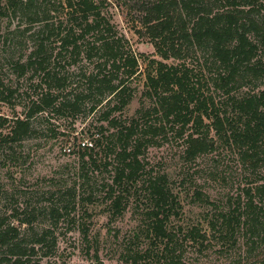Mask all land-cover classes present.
<instances>
[{"label": "trees", "instance_id": "1", "mask_svg": "<svg viewBox=\"0 0 264 264\" xmlns=\"http://www.w3.org/2000/svg\"><path fill=\"white\" fill-rule=\"evenodd\" d=\"M103 1L60 0L61 16L47 10L44 19H37L38 9L31 6L34 0H0V17L20 14L18 19L28 18L24 25L18 20L11 31L28 32L33 40L26 59L14 66L20 76L27 71L32 72V80L39 76L41 88L23 117L12 119L8 127L4 126L7 118H0V128H7L0 131V151L8 161L15 159L14 148L32 132L30 118L44 108L67 110L72 115L84 110L98 113L99 123L73 141L81 149L82 160L77 188L86 185L90 189L91 178H100L106 170L108 177L99 181V190L112 214L123 213L128 189L134 188L137 198L149 202L139 226L149 246L140 242L126 251L131 264H151L149 259L154 256L178 257V264L180 255H173L179 250L177 230H185L184 238L199 249L208 241L210 229H217L223 238L240 224L251 236L262 232L264 0H123L126 15L137 14L142 33L155 52L175 61L153 60L144 76L140 105L127 117L121 113L133 96L127 83L138 74V59L103 10ZM37 20L38 27H31ZM71 67L79 69L75 85L69 79ZM14 94L15 89L0 79V99L8 101ZM146 100L150 103L145 104ZM116 111L121 112L119 116L114 115ZM169 134L181 140L179 157L184 162H196L226 145L247 171L259 170V179L245 183L243 198L238 195L235 207L218 213V219L204 217L205 225L197 222L175 230L169 223L172 216L181 217V192L172 191L167 174L144 171L142 155L143 148L159 145ZM75 188L67 202L50 207L53 227L33 232L29 238L12 222H30L19 217L16 207L0 216V264H30L43 248L44 255L56 252L54 227L74 208ZM93 194L90 191L80 199L91 201ZM186 194L196 206L210 204L200 189Z\"/></svg>", "mask_w": 264, "mask_h": 264}, {"label": "rangeland", "instance_id": "2", "mask_svg": "<svg viewBox=\"0 0 264 264\" xmlns=\"http://www.w3.org/2000/svg\"><path fill=\"white\" fill-rule=\"evenodd\" d=\"M59 1L34 0L31 6L33 10L38 9L37 19H44L47 10L53 16H61L63 7ZM126 9L123 0L103 1V10L138 59V74L127 83L133 93L131 102L122 113L114 112L117 116L121 113L122 117L131 116L140 105L144 76L152 68L153 60H163L169 64L175 62L172 59L164 60L155 52L152 43L142 33L137 14L130 12L126 15ZM19 15L0 17V79L4 85L15 89L10 100L0 99V118H7L5 127L11 125L15 117H23L27 113L30 100L35 99L41 89L37 85L39 76L32 80L31 71L20 76L15 70L14 65L18 60H25L33 46L28 32L11 33L18 20L24 25L28 19L24 16L18 19ZM38 25L37 20L31 27ZM69 71V79L75 85L79 69L71 67ZM65 92L68 94V89ZM144 103L150 102L146 100ZM98 118V113H87L85 110L72 115L67 110L56 112L44 108L30 118L32 132L14 148L15 159L8 161V157L0 151V216L7 215L10 209L16 207L20 218L30 219L29 223L23 224L12 220L27 238L33 232L53 227L50 207L67 202L71 188L76 187L74 208L68 217H60L54 227L58 237L56 252L44 255L43 248L32 257L30 264H131L126 261V251L136 248V245L138 247L140 242L143 247L149 246V239L141 237L145 233H140L139 228L141 213L147 209L149 202L137 198L138 192L134 194V188L128 189L125 195L128 204L121 215L112 214L102 198V190H99V181H106L108 177L106 170H102L100 178H91L90 189L86 185L77 188L81 181L78 173L82 160L79 155L81 149L73 141L75 137L85 136L87 127L97 125ZM4 126L0 131H6ZM180 142L169 134L168 139L159 141V145L143 148L142 154L145 159L144 171L149 169L152 173L167 174L172 191L181 192V217L172 216L169 223V227L173 226L175 230L179 225L183 229L197 222L205 225L204 217L218 219V213H226L235 207L238 195L243 198V185L258 180L260 174L259 170L247 171L226 145H220L196 162L186 163L179 157ZM67 147L70 152L65 150ZM132 187L137 188L136 185ZM68 188L70 191L64 190ZM194 189L208 195L210 204L206 208L196 206L189 199L186 192L191 195ZM90 191L94 193L91 201L80 199ZM260 219L264 222V219ZM184 233L185 230L181 233L177 230L176 247L179 250L173 255H180L178 264H264V230L251 236L244 224H240L232 235L223 238L218 236L217 229H210L208 241L200 249L197 244L185 239ZM149 260L151 264H177L178 257L154 256Z\"/></svg>", "mask_w": 264, "mask_h": 264}, {"label": "built area", "instance_id": "3", "mask_svg": "<svg viewBox=\"0 0 264 264\" xmlns=\"http://www.w3.org/2000/svg\"><path fill=\"white\" fill-rule=\"evenodd\" d=\"M67 152H70V149L67 147V149H65Z\"/></svg>", "mask_w": 264, "mask_h": 264}]
</instances>
